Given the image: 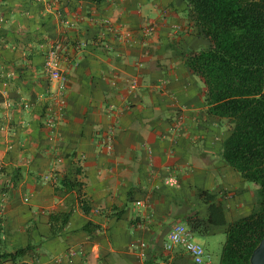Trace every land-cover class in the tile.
Returning a JSON list of instances; mask_svg holds the SVG:
<instances>
[{"label":"crops","instance_id":"crops-1","mask_svg":"<svg viewBox=\"0 0 264 264\" xmlns=\"http://www.w3.org/2000/svg\"><path fill=\"white\" fill-rule=\"evenodd\" d=\"M55 44L63 108L44 68ZM209 46L184 0H0V257L32 247L0 264H195L164 249L176 224L207 222L211 205L226 224L253 211L255 187L221 156L230 126L207 114L184 62ZM65 180L83 184L89 213ZM207 225L194 239L225 236Z\"/></svg>","mask_w":264,"mask_h":264},{"label":"trees","instance_id":"trees-1","mask_svg":"<svg viewBox=\"0 0 264 264\" xmlns=\"http://www.w3.org/2000/svg\"><path fill=\"white\" fill-rule=\"evenodd\" d=\"M101 4L107 0H86ZM193 24L210 42L206 49L184 56L192 75L201 78L207 114L225 121L230 135L223 142L224 162L256 189V205L242 218L226 224L223 210L211 205L207 222L198 215L189 218L190 230L206 234L208 225L226 226L219 264H250L264 238V0H184ZM81 168L76 169V174ZM83 184L63 181V188L77 190L79 202L89 213ZM208 201L215 196L205 194ZM71 213L51 215L54 234L68 224ZM32 250L26 248L2 255L14 262Z\"/></svg>","mask_w":264,"mask_h":264},{"label":"built area","instance_id":"built-area-1","mask_svg":"<svg viewBox=\"0 0 264 264\" xmlns=\"http://www.w3.org/2000/svg\"><path fill=\"white\" fill-rule=\"evenodd\" d=\"M155 29L152 25L148 24L144 28V33L147 37L154 33ZM62 46L55 44L48 52L45 61V75L50 82H54L57 85V92L53 98L54 102L60 108L64 106V91L67 86V77L65 72L61 68L62 63ZM137 83H133V87H136ZM12 102H7L6 106L11 107ZM28 107V105H25ZM54 125V119L52 114L46 120V126L52 128ZM112 137L108 139L107 148H112ZM166 184L169 186H178V182L173 179H168ZM137 205H141L140 202ZM2 216V210H0V218ZM182 247L186 254L193 260L195 264H211L206 250L202 244L195 241L194 235L191 230L183 224H176L168 233L166 241L164 243V249L167 252H173L176 248ZM29 264V263H23Z\"/></svg>","mask_w":264,"mask_h":264},{"label":"rangeland","instance_id":"rangeland-1","mask_svg":"<svg viewBox=\"0 0 264 264\" xmlns=\"http://www.w3.org/2000/svg\"><path fill=\"white\" fill-rule=\"evenodd\" d=\"M208 241L203 240L202 238L196 237L195 241L199 242L202 245H208V251L211 253V260L213 261V263H217L218 258L221 255V250H222V246L223 243L225 241V236L224 234H218L214 237L209 238Z\"/></svg>","mask_w":264,"mask_h":264},{"label":"water","instance_id":"water-1","mask_svg":"<svg viewBox=\"0 0 264 264\" xmlns=\"http://www.w3.org/2000/svg\"><path fill=\"white\" fill-rule=\"evenodd\" d=\"M250 264H264V238L254 250L251 256Z\"/></svg>","mask_w":264,"mask_h":264}]
</instances>
